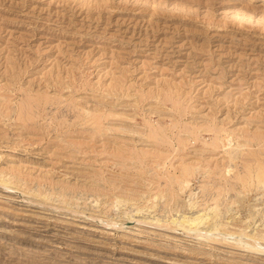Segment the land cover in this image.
Instances as JSON below:
<instances>
[{
  "label": "rangeland",
  "instance_id": "1",
  "mask_svg": "<svg viewBox=\"0 0 264 264\" xmlns=\"http://www.w3.org/2000/svg\"><path fill=\"white\" fill-rule=\"evenodd\" d=\"M262 166L264 0H0V264H264Z\"/></svg>",
  "mask_w": 264,
  "mask_h": 264
},
{
  "label": "bare ground",
  "instance_id": "2",
  "mask_svg": "<svg viewBox=\"0 0 264 264\" xmlns=\"http://www.w3.org/2000/svg\"><path fill=\"white\" fill-rule=\"evenodd\" d=\"M93 117V116H92ZM91 121H92V119H91ZM49 122V121H48ZM98 126H100V124L98 125ZM100 129V128H99ZM219 133V132H218ZM220 134V133H219ZM230 134V133H229ZM149 136H151V135H149ZM156 136V135H155ZM221 137V136H220ZM219 139V138H218ZM180 141H182V140H180ZM183 142V141H182ZM213 145H215L216 147H217V144H213ZM232 148V147H231ZM233 148H235V147H233ZM232 148V149H233ZM238 146H237V150H238ZM227 149H229L228 147H227ZM236 150V149H235ZM229 151V150H228ZM135 153V152H134ZM136 154V153H135ZM232 154V153H231ZM235 158V157H234ZM235 160V159H234ZM232 162H233V160H232ZM248 164H250V163H248ZM246 165V164H245ZM249 166V165H248ZM258 166H260V164H258ZM253 167V166H252ZM262 168H264L263 166L262 167H258L257 169H256V172H254V173H256V175H257V180L258 181H260V182H262L263 181V179H264V170L262 169ZM188 169H189V167H184L183 168V173H187L188 172ZM248 170H251V168L249 169L248 168ZM254 171V170H253ZM248 173V172H247ZM253 173V172H252ZM254 176H255V174H254ZM249 177H250V175H249ZM237 179V178H236ZM243 178H241L240 179V181L242 180ZM246 179H247V177H246ZM246 179H245V181H246ZM249 179V178H248ZM248 181V180H247ZM256 181V180H255ZM187 182H188V180H187ZM244 182V181H243ZM251 182V181H250ZM250 182H249V186H250ZM253 183V182H252ZM6 184V186H7V183H5ZM240 184V183H239ZM247 183H245V185H246ZM243 186V185H242ZM8 188V187H7ZM246 188V187H245ZM64 194V193H63ZM71 194V193H70ZM160 194H162V193H160ZM171 202V201H170ZM167 222V221H166ZM168 223V222H167ZM159 225V224H158ZM161 226V225H160ZM163 226V225H162ZM180 226V225H179ZM176 229V228H175ZM178 229V228H177ZM185 229V228H184ZM179 230V229H178ZM253 249H255V247H253V246H251ZM250 247V248H251ZM249 248V247H248ZM257 249V248H256ZM263 249V248H262Z\"/></svg>",
  "mask_w": 264,
  "mask_h": 264
}]
</instances>
